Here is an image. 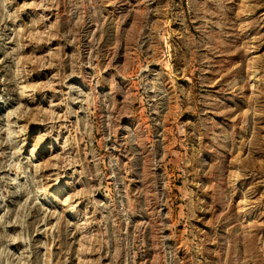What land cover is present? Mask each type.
Segmentation results:
<instances>
[{"label":"rangeland","instance_id":"rangeland-1","mask_svg":"<svg viewBox=\"0 0 264 264\" xmlns=\"http://www.w3.org/2000/svg\"><path fill=\"white\" fill-rule=\"evenodd\" d=\"M0 264H264V0H0Z\"/></svg>","mask_w":264,"mask_h":264},{"label":"bare ground","instance_id":"bare-ground-1","mask_svg":"<svg viewBox=\"0 0 264 264\" xmlns=\"http://www.w3.org/2000/svg\"><path fill=\"white\" fill-rule=\"evenodd\" d=\"M22 96H23V98H25V99H29V96H30V95H29L28 93H25V94H22ZM24 113H25V112H24ZM68 207H69V206H68ZM70 209H71V208H68L67 211H70ZM71 210H72V209H71ZM81 226H82V224H81ZM82 228H83V227H82Z\"/></svg>","mask_w":264,"mask_h":264}]
</instances>
